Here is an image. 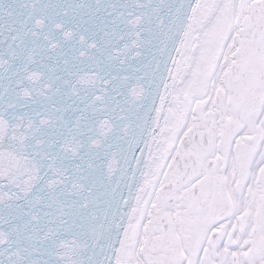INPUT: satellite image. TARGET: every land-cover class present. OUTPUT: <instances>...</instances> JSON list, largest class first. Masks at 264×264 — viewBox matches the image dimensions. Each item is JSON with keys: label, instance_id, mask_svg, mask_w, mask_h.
Instances as JSON below:
<instances>
[{"label": "snow or ice", "instance_id": "1", "mask_svg": "<svg viewBox=\"0 0 264 264\" xmlns=\"http://www.w3.org/2000/svg\"><path fill=\"white\" fill-rule=\"evenodd\" d=\"M0 264H264V0H0Z\"/></svg>", "mask_w": 264, "mask_h": 264}]
</instances>
